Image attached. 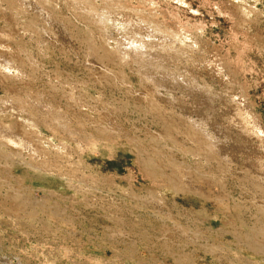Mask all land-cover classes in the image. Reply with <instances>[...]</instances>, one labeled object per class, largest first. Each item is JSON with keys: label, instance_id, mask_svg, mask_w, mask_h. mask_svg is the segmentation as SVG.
Returning <instances> with one entry per match:
<instances>
[{"label": "rangeland", "instance_id": "obj_1", "mask_svg": "<svg viewBox=\"0 0 264 264\" xmlns=\"http://www.w3.org/2000/svg\"><path fill=\"white\" fill-rule=\"evenodd\" d=\"M68 1L0 0V49L17 56L0 68V121L43 138L35 154L1 145L0 264H264V0H89L180 39V61L114 57L116 25L85 23ZM89 67L120 70L127 84ZM152 87L160 114L139 107ZM195 124L211 134L209 156L184 135ZM174 165L199 193L175 188Z\"/></svg>", "mask_w": 264, "mask_h": 264}, {"label": "bare ground", "instance_id": "obj_2", "mask_svg": "<svg viewBox=\"0 0 264 264\" xmlns=\"http://www.w3.org/2000/svg\"><path fill=\"white\" fill-rule=\"evenodd\" d=\"M69 4H73V6L76 5H82L81 8L84 10V13H79L78 12V16L80 18L81 21L87 23V24H93L96 23L98 25L104 26L108 23H112L114 25H116L118 32V36L122 39V43H120V45L117 47V51L114 54L113 50L110 51L112 52L114 57H118L119 58H125L128 57L131 53H133V56L136 57L137 59H139L140 57L143 58L142 56H145L147 54L149 55H153L152 53L156 54H160V55H166V56H170V59H175V61H180V57L182 56L184 53V47L182 46V41L174 36H172L171 34L168 33H163V35H159V32L162 34V31L159 28H156V26H151L150 28V32L148 33H143L142 32V28L145 27L147 24H149L147 21V24L144 26V22L145 19L144 17H140L139 18H132L131 15L128 16L124 13V10L120 9V6H115V4L113 5L112 2L110 5H107L106 7L103 8H99V7H95L96 5L93 6V4L89 1V0H69L68 1ZM114 3V2H113ZM116 3V2H115ZM119 5V4H118ZM40 7L38 9H44L45 8L42 5H39ZM124 8V7H123ZM10 9L14 10L16 14L20 13V10H18L17 8H14L13 6L10 7ZM119 9V12L123 15H126V20L125 21H116L115 19L112 18V15H114V13H117ZM135 9V8H134ZM123 12H122V11ZM82 11V10H81ZM80 11V12H81ZM130 11V10H129ZM135 11V10H134ZM138 12V11H137ZM132 13H134L132 11ZM142 13V12H141ZM12 15V14H11ZM137 16V15H136ZM10 20V19H9ZM17 22V21H16ZM135 25H137V28L135 27ZM151 25V24H150ZM15 26V25H14ZM149 26V25H148ZM147 28V27H146ZM141 29V30H140ZM164 29V28H163ZM11 30V29H10ZM15 30V29H13ZM10 31V32H13ZM166 31V30H165ZM169 31V30H168ZM8 32V30H7ZM173 32V31H172ZM170 33V32H169ZM177 33V32H176ZM174 33V35L176 34ZM180 33V32H179ZM178 33V34H179ZM7 34V33H6ZM177 36V35H176ZM197 36V35H196ZM169 38L170 40L167 41V38ZM182 37V36H181ZM157 38V40L155 39ZM166 38V40H165ZM5 45V44H3ZM178 45V47H176ZM7 46V45H5ZM9 46V45H8ZM188 46V45H187ZM4 47V46H3ZM18 47V46H17ZM16 47V49H17ZM193 48V47H192ZM196 48V47H195ZM13 49V48H12ZM15 49V50H16ZM11 50V48H10ZM9 50V51H10ZM194 50V49H193ZM200 50V49H199ZM19 51V49L17 50ZM22 51V50H21ZM15 52V51H12ZM25 53V51H23ZM204 52V51H203ZM18 53V52H16ZM14 54V53H13ZM13 54H11L10 52H8L7 50L4 49H0V68H5L6 66H10L12 65L14 56ZM20 53H18L19 55ZM26 54V53H25ZM182 54V55H181ZM219 54V53H218ZM21 55V54H20ZM24 55V54H23ZM158 56V55H157ZM219 56V55H218ZM17 57V56H16ZM22 57V56H21ZM149 57V56H148ZM153 57V56H152ZM28 58V57H27ZM140 58V59H141ZM157 58V57H156ZM182 58V57H181ZM194 58V57H193ZM192 58V59H193ZM23 59V58H22ZM30 59H32L30 57ZM147 59V58H146ZM145 59V60H146ZM149 61L151 60L150 57L148 58ZM169 59V61H170ZM217 59V58H216ZM21 60V59H20ZM28 60V59H26ZM117 60V59H116ZM130 60V59H129ZM143 60V59H142ZM144 60V61H145ZM155 60V59H154ZM189 60V59H188ZM22 61V60H21ZM31 61V60H30ZM33 61V60H32ZM121 61V60H120ZM135 61V60H134ZM137 61V60H136ZM161 61V60H160ZM218 61V60H217ZM25 62V61H24ZM152 62V60L150 61ZM171 62V61H170ZM22 63V62H21ZM26 63V62H25ZM29 63V62H28ZM33 63V62H32ZM36 63V62H35ZM141 63V62H140ZM143 63V62H142ZM145 63V62H144ZM174 63V62H173ZM213 63V62H211ZM20 64V63H19ZM147 64V63H146ZM154 65V63H151ZM188 64V62H187ZM216 64V63H215ZM31 65V64H30ZM138 65V64H137ZM144 65V64H143ZM150 65V64H149ZM156 65V62H155ZM225 66L224 64H221V66ZM24 66V64H23ZM89 66V65H88ZM158 66V65H157ZM176 67V65H174ZM218 66V65H216ZM222 66V67H223ZM31 67V66H30ZM154 69L156 66H153ZM215 67V66H214ZM221 67V68H222ZM228 67V66H225ZM158 68V67H157ZM156 68V69H157ZM166 68V67H165ZM167 68H169V66H167ZM166 68V69H167ZM172 68V67H170ZM8 69V68H7ZM90 70H92L93 73H95L97 75L98 78H100L101 76L104 75H110L111 80H113L115 83L114 84H121L124 85L127 82V77L126 75L120 71H114L112 68L108 69L107 67L105 68L104 72L102 73L100 71V69L98 67L93 68V67H89ZM175 69V68H174ZM123 70V69H122ZM164 70V69H163ZM173 70V69H172ZM171 70V71H172ZM179 70V69H178ZM175 71V70H173ZM177 71V70H176ZM33 73V72H32ZM173 73V72H172ZM176 73V72H175ZM5 74V73H4ZM165 75V73H164ZM171 75V73H170ZM232 75V74H231ZM230 75V76H231ZM160 76V75H159ZM172 76V75H171ZM174 76V74H173ZM9 77V76H8ZM140 77V76H139ZM168 78V77H167ZM170 78V77H169ZM225 80V79H224ZM231 80V79H230ZM234 80V78H233ZM160 81V80H159ZM162 81V78H161ZM160 81V82H161ZM228 81V80H227ZM163 82V81H162ZM159 83V82H157ZM174 83H176L174 81ZM127 84V83H126ZM191 84V83H190ZM163 85V84H162ZM228 85V83H227ZM53 86V85H52ZM55 86V85H54ZM118 86V85H117ZM194 86V85H193ZM114 87H116L114 85ZM121 87V86H120ZM125 87V86H124ZM234 87V86H233ZM56 88V87H55ZM52 89H54L52 87ZM58 89V88H57ZM126 89V88H125ZM197 89V88H196ZM233 90V89H232ZM132 90L129 89L127 91V93H130ZM229 91V90H228ZM230 92V91H229ZM78 94V93H77ZM239 94V93H238ZM29 95V94H28ZM156 90L154 87L152 88H146L145 91L143 93H141L139 95V102L138 100L135 103H139V107L142 109V106L145 105L146 107H149V110L155 111V113L157 112L158 114L162 113V110H166L167 107H165L157 98H156ZM138 96V95H137ZM136 98V97H135ZM243 98V97H242ZM35 102H39V98L38 96L35 97ZM244 99V98H243ZM242 99V100H243ZM15 100L18 101V106L20 105L23 109L29 110L30 112L33 111L34 106L32 105V103L28 100V99H24L22 97H15ZM171 100H167V102H170ZM204 102V101H203ZM208 102V101H207ZM246 102V101H245ZM9 104V103H8ZM174 104V103H173ZM241 104V103H240ZM46 105V103H45ZM49 105V104H48ZM125 105V104H123ZM138 105V104H136ZM170 105V104H169ZM47 106V105H46ZM172 106V105H171ZM59 107V106H58ZM143 109V112L148 113V110ZM21 108V109H22ZM47 108V107H46ZM138 108V107H137ZM165 108V109H164ZM247 108V107H246ZM10 109V108H9ZM52 109V107H51ZM55 108H53L54 110ZM57 109V108H56ZM66 109V108H65ZM62 110V109H61ZM68 110V109H67ZM168 110V109H167ZM249 110V109H248ZM24 111V110H22ZM28 111V112H29ZM36 111V109H35ZM38 111V110H37ZM59 111V110H58ZM57 111V112H58ZM170 111V110H169ZM52 112V111H50ZM56 112V111H55ZM140 112V111H139ZM35 113V112H33ZM47 113V112H46ZM49 113V112H48ZM67 113V112H65ZM71 113V112H70ZM164 113V112H163ZM166 113V112H165ZM37 114V113H36ZM56 114V113H55ZM59 114V113H58ZM63 114V112H62ZM155 114V115H158ZM172 114V113H171ZM31 115V114H30ZM46 115V114H45ZM43 115L42 117H44V119L46 118V116ZM52 115V114H51ZM163 115V114H162ZM28 116V115H27ZM34 116V114H33ZM54 116V115H53ZM61 116V115H60ZM146 116V115H145ZM248 116V115H247ZM112 118H114L113 116H111ZM240 117V116H239ZM31 118V117H30ZM34 118V117H33ZM48 118V117H47ZM61 119V117H59ZM63 118V117H62ZM65 118V117H64ZM35 119V118H34ZM41 119V118H40ZM52 119H57V117L55 116V118L53 117ZM59 119V120H60ZM240 119V118H239ZM255 119V118H254ZM58 120V119H57ZM66 120V119H65ZM109 120V118H108ZM241 120V119H240ZM243 120V119H242ZM46 121V120H45ZM56 122V120H54ZM67 121V120H66ZM64 121V122H66ZM113 120L110 119L109 121V125L114 126L115 124L112 122ZM246 121V120H245ZM250 121V120H249ZM32 122H34V120H32ZM54 122V123H55ZM59 122V121H58ZM62 122V121H61ZM51 123V122H50ZM53 123V120H52ZM63 123V122H62ZM79 123V122H78ZM238 123V122H237ZM242 123V121H241ZM240 123V125H241ZM261 123V122H260ZM23 124V123H22ZM21 123H19L16 126L15 131H9L4 125L3 123L0 121V148L1 145H7L10 147V149L12 150L13 154H17L18 152V156H22L24 155L22 152L23 151H27L29 153V151L31 150V153L34 152L33 154H35L36 152L42 151V141L41 139H43L42 137H40L35 131L28 129L26 126L22 125ZM60 124V123H59ZM69 124V123H68ZM254 124V123H253ZM30 125V124H29ZM57 125V124H55ZM63 125V124H62ZM232 125V124H231ZM59 126V125H58ZM109 127V126H102V131L100 130V132L102 133H107L110 132L113 128ZM242 126V125H241ZM35 127V126H34ZM145 127V126H144ZM255 128V127H254ZM67 129V128H66ZM235 129V128H234ZM121 130V129H120ZM150 130V129H149ZM264 130V129H263ZM122 131V130H121ZM229 131V130H228ZM115 132V131H114ZM150 134H157L156 132L153 131H148ZM186 132L187 135L184 134L188 139V141L192 142V144L195 146V148L197 150H199L198 152H204L205 154H203L204 156H209L210 155V151L204 149L207 144H209L211 146V148L213 147V143L210 142L211 140V134L206 130V129H202V126L200 124H195V125H190L188 128H186ZM230 132V131H229ZM234 132V131H233ZM117 133V132H116ZM121 133V132H120ZM123 133V132H122ZM115 135V133H113ZM148 133L146 132L145 135H147ZM106 135V134H105ZM108 135V134H107ZM170 136V135H167ZM167 136L164 135H150L149 138L147 139L149 142H151V144H157L158 139L161 140H167L170 138H167ZM101 137V136H100ZM246 137V136H245ZM249 137V136H248ZM131 139V138H130ZM134 142L136 143H141V141H137L134 137H132V139ZM171 140V139H170ZM159 141V142H160ZM175 141V140H173ZM243 141V140H242ZM168 142V141H167ZM199 142H205V144L199 143ZM210 142V143H209ZM161 143V142H160ZM245 143V142H244ZM133 144V143H132ZM135 144V143H134ZM137 144V145H138ZM175 145V144H174ZM149 146V145H148ZM153 146V145H152ZM162 147V146H161ZM155 148V147H154ZM153 147H151L150 151H148L146 148L144 149L145 154L148 157L147 163H151L154 162L153 160V156H155V154L159 153V149H154ZM250 149V148H249ZM163 150V149H162ZM45 151V150H44ZM161 152V150H160ZM213 152V151H212ZM243 152V151H242ZM253 153V152H252ZM250 155V154H249ZM31 156V155H30ZM252 156V155H251ZM250 156V157H251ZM254 156V155H253ZM252 156V157H253ZM33 157V156H31ZM255 157V156H254ZM1 159V158H0ZM249 159V158H248ZM264 165V164H263ZM261 165V166H263ZM176 168H179L177 165H174ZM260 166V168H262ZM199 167V166H198ZM258 167V166H257ZM7 168V167H6ZM200 168V167H199ZM179 172H173L171 174L170 180L173 183V185L175 186V188L180 192V191H193L196 193H199L198 187L196 189H193L190 185L186 184L187 182H185L184 178L181 176H184L185 174H190L189 170L187 172L184 171V169L182 167L179 168ZM260 170V169H259ZM263 170V169H262ZM182 171V172H181ZM194 171H196V174L198 172V169L196 170V168H194ZM193 172V171H191ZM257 173V172H256ZM198 174H200L198 172ZM197 174V175H198ZM181 175V176H180ZM187 177V176H184ZM254 177V176H253ZM172 185V186H173ZM259 189L261 190V194L264 195V188H262V186L260 187V185H258ZM200 188V187H199ZM190 193V192H189ZM195 194V193H194ZM19 206V205H18ZM261 206V205H260ZM184 234V233H183Z\"/></svg>", "mask_w": 264, "mask_h": 264}]
</instances>
